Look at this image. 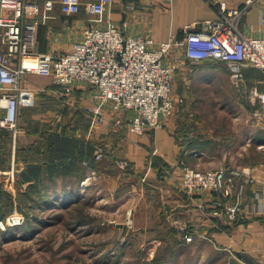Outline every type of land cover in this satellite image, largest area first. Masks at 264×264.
<instances>
[{
	"label": "crops",
	"instance_id": "0c3cea01",
	"mask_svg": "<svg viewBox=\"0 0 264 264\" xmlns=\"http://www.w3.org/2000/svg\"><path fill=\"white\" fill-rule=\"evenodd\" d=\"M81 1L79 13L64 15L55 7L54 18L38 25L36 51L53 54L69 51L81 39L83 30L90 25L88 5L93 0ZM243 1L226 0V3L228 7H238ZM105 3L100 25L113 21L128 36L153 39L150 48L170 38L183 39L185 26L196 28L199 21L217 16V10L205 0H106ZM240 28L247 36L262 34L264 0L247 9ZM163 62L177 64V76L189 64L183 48L176 46ZM243 75L249 86L262 89L260 70L246 66ZM181 79L187 78L181 75ZM22 81V87L32 89V103L19 110L18 133H0V192H7L14 201L19 193L27 191L36 197L43 188L50 193L69 194L71 183L80 182L83 186L104 178L112 195L128 201L127 215L133 213L135 219L140 213L145 215L140 225L136 219L139 226L134 229L150 232L151 226L158 224L162 242L171 236L186 242L185 234L190 233L194 246L207 244L225 251L240 264H264L262 217L250 215L230 221L219 194L209 190L194 195L183 192L181 163L195 161L199 154L193 143L199 139L181 129L179 116L175 123L167 121L160 128L134 134L114 122L115 117L133 116L134 112L115 111L109 102L101 103L95 97V89L86 82H75L72 93L61 96L52 75L27 73ZM96 106L104 110L106 120L102 123L90 111ZM99 148L103 151L101 160L95 159ZM118 159H126L128 167L118 169L115 164ZM251 165L257 178L240 180L244 203L252 200L264 180V163ZM199 203L205 204L206 210L199 208ZM12 211L22 213L18 205ZM149 215L154 219L148 220Z\"/></svg>",
	"mask_w": 264,
	"mask_h": 264
},
{
	"label": "built area",
	"instance_id": "2783aa9c",
	"mask_svg": "<svg viewBox=\"0 0 264 264\" xmlns=\"http://www.w3.org/2000/svg\"><path fill=\"white\" fill-rule=\"evenodd\" d=\"M106 0L89 3L90 25L69 51L53 54L35 50V33L39 24L54 18L55 7L64 15L80 12L81 0H0V133H18L19 110L31 105L32 89L22 87L24 74L52 75L61 96L73 91L75 82H86L95 89L101 103L109 102L115 111L134 112L133 116L115 117L114 122L134 134L149 127H161V118L172 113L175 100L172 82L177 64H165L170 50L182 47L187 62L204 60L227 64L235 86L243 82V67H254L262 73V89L254 86L251 101L259 104L264 120V29L259 36H247L240 20L258 0H244L241 6L228 7L226 0H205L217 10V16L199 21L196 28L184 27L183 39L170 38L150 48L153 39L126 35L113 21L100 23ZM98 122L106 120L100 106L90 108ZM99 148L95 159L101 160ZM121 169L126 160H117ZM181 188L187 195L209 190L224 201L230 221L257 215L264 219V181L248 203L241 200L243 185L234 187L236 178L247 172L223 166L217 170L198 171L181 165ZM251 178H255L254 176ZM257 178V177H256ZM86 180L83 181V184ZM236 190V195L233 192ZM199 208L206 210L205 204ZM22 213L12 211L0 217V230L21 224ZM193 236L185 234L186 241Z\"/></svg>",
	"mask_w": 264,
	"mask_h": 264
},
{
	"label": "rangeland",
	"instance_id": "374dc122",
	"mask_svg": "<svg viewBox=\"0 0 264 264\" xmlns=\"http://www.w3.org/2000/svg\"><path fill=\"white\" fill-rule=\"evenodd\" d=\"M177 74L172 82L175 105L169 116L160 119L161 125L175 123L179 116L181 129L199 139L193 143L199 154L195 161L181 165L198 171L223 166L244 169L247 174L236 178L235 188L242 178L256 177L251 164L264 163V120L259 104L251 101L254 85L249 86L245 78L240 86L233 85L223 61L190 62L181 74L186 80ZM70 187L81 189L79 201L66 207L49 202L36 210L30 209L28 194L17 195L14 201L0 192V217H8L14 205L23 215L21 224L0 230V264H240L231 254L207 244L194 246L193 241L173 236L162 242L155 223L150 232L134 229L145 215H136L139 225L135 224V214L127 215L128 201L112 195L104 178L83 186L74 182ZM150 219L154 217L149 215Z\"/></svg>",
	"mask_w": 264,
	"mask_h": 264
},
{
	"label": "trees",
	"instance_id": "16d2710c",
	"mask_svg": "<svg viewBox=\"0 0 264 264\" xmlns=\"http://www.w3.org/2000/svg\"><path fill=\"white\" fill-rule=\"evenodd\" d=\"M72 190V188H71ZM79 192V191H78ZM77 191L74 192H70L69 194H67L66 192H63V194H59L58 192H53L50 193L49 190H46L45 188H43L42 193L40 192L39 194H37L36 197H32L31 196V192L27 191L25 192L26 194H28V198H30V201H32V204L29 205L30 209L36 210L40 209V208H45V205H48L49 202L52 204H55L59 207H66L65 205L69 204V203H73L75 201H79L80 200V195L78 194ZM19 195H24V193H19ZM2 197H0V203L2 201ZM71 203V204H72ZM54 205H51L50 208L52 207H57ZM28 215H30L28 213ZM32 215V214H31ZM237 221V220H236Z\"/></svg>",
	"mask_w": 264,
	"mask_h": 264
}]
</instances>
